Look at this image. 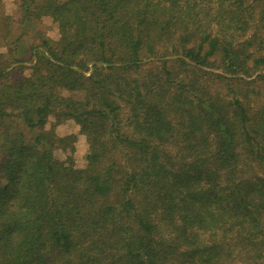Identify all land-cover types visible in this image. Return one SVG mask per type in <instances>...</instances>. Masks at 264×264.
<instances>
[{"label": "trees", "instance_id": "1", "mask_svg": "<svg viewBox=\"0 0 264 264\" xmlns=\"http://www.w3.org/2000/svg\"><path fill=\"white\" fill-rule=\"evenodd\" d=\"M1 9L0 264H264V0Z\"/></svg>", "mask_w": 264, "mask_h": 264}, {"label": "rangeland", "instance_id": "2", "mask_svg": "<svg viewBox=\"0 0 264 264\" xmlns=\"http://www.w3.org/2000/svg\"><path fill=\"white\" fill-rule=\"evenodd\" d=\"M3 3V10L1 9V12L3 11L4 14H13V11L15 10V0H2ZM39 27L45 31L46 35L49 37H56V26L54 23H52L51 19L49 17H43L40 21ZM32 35V34H31ZM31 35L25 37V41L30 44L32 41ZM1 44V43H0ZM4 47H0V52H4ZM28 62H25L24 65L21 67L18 64H13L10 69V76L11 77H17V75H25L29 73V69L27 68ZM149 66L148 63H145L144 65ZM217 88L221 90H225L224 92H227V89L225 86L220 87L219 85H214ZM50 121L53 120V118L49 117ZM46 128H49V123L46 124ZM55 132L64 135L68 133H77V139L75 141V151L73 153L75 163L79 166H82L84 163V156L87 149L86 140L83 134L79 133L78 131V125L75 124L72 120H66L65 122L55 126ZM55 155L58 158H64V154L60 150H55Z\"/></svg>", "mask_w": 264, "mask_h": 264}]
</instances>
